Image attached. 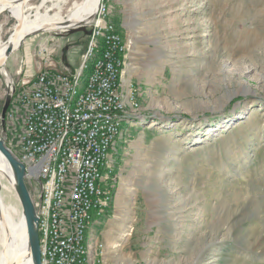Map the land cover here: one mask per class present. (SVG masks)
I'll return each instance as SVG.
<instances>
[{"label": "rangeland", "instance_id": "rangeland-1", "mask_svg": "<svg viewBox=\"0 0 264 264\" xmlns=\"http://www.w3.org/2000/svg\"><path fill=\"white\" fill-rule=\"evenodd\" d=\"M85 1L31 0L25 14L60 11L65 22ZM106 1L142 89L114 217H95L96 235L104 227L111 234L108 246L100 239L105 264H264V0ZM17 25L0 15V48ZM84 30L91 27L35 33L0 67V135L8 86L12 108L40 72H78L89 39L77 47L72 40ZM43 45L53 52L47 65L37 53ZM22 118L14 126L5 118L14 152ZM122 147L118 141L115 152ZM0 179L2 202L22 219L16 192ZM30 191L38 197L35 185Z\"/></svg>", "mask_w": 264, "mask_h": 264}, {"label": "built area", "instance_id": "built-area-1", "mask_svg": "<svg viewBox=\"0 0 264 264\" xmlns=\"http://www.w3.org/2000/svg\"><path fill=\"white\" fill-rule=\"evenodd\" d=\"M112 14L109 1L101 0L78 72H40L6 114L11 126L23 115L15 153L38 188L42 264H105L95 217L114 206L118 177L112 153L123 123L132 122L128 106L139 107L134 91L128 101L120 91L130 43ZM37 53L45 65L51 63L48 46ZM36 180L42 181V195Z\"/></svg>", "mask_w": 264, "mask_h": 264}, {"label": "bare ground", "instance_id": "bare-ground-1", "mask_svg": "<svg viewBox=\"0 0 264 264\" xmlns=\"http://www.w3.org/2000/svg\"><path fill=\"white\" fill-rule=\"evenodd\" d=\"M31 0H26L23 3H17V0H3V4L0 6V15L7 11L10 13V16L14 17L18 21V25L15 28L14 34L11 35L9 40L11 39V44L14 45L15 48L19 46L23 37L26 34L32 33L34 31L40 29H48V30H57L63 27L62 24L69 23L72 27L74 24H79L91 19L98 7L101 3V0H86L82 5L73 4V8L70 11V15L68 19L63 22V18L61 17L60 11L54 15H51L47 10L45 13H41L38 11L34 19H29L26 16L27 11V3ZM47 0H43V6ZM60 4V3H59ZM41 6L39 8H41ZM58 6V5H56ZM60 7V6H59ZM32 7H29V9ZM38 8V9H39ZM253 42L255 39L252 38ZM1 44V43H0ZM2 46V45H1ZM8 43L5 46L0 48V66L6 63L7 59L5 58V52L7 49ZM0 170L9 173L8 166L0 154ZM0 174H2L0 172ZM3 175V174H2ZM121 192L119 193V195ZM118 195V196H119ZM17 210L11 206H6L3 202L1 204V211H0V228L2 226L3 231H1V244L6 246L8 249V259L13 261L15 259H20L22 262L21 264H31V260H26L27 258V251H26V226L23 219L18 220L16 218ZM113 230V228H111ZM13 238L15 241V246L13 248L12 242L8 240V237ZM119 246H116L117 248ZM11 249V250H10ZM2 257L0 259V264H2Z\"/></svg>", "mask_w": 264, "mask_h": 264}, {"label": "water", "instance_id": "water-1", "mask_svg": "<svg viewBox=\"0 0 264 264\" xmlns=\"http://www.w3.org/2000/svg\"><path fill=\"white\" fill-rule=\"evenodd\" d=\"M26 0H17V3H23ZM3 0H0V6L3 4ZM100 6V4H99ZM99 8V7H98ZM98 11V9H97ZM97 11L95 15L82 23L79 24H74L72 27H69V23H64L62 24L63 28H60L59 30L62 33H68V34H74L77 31H74L76 29H79L81 27H84L85 25H89L91 27V23L96 19L97 17ZM71 29H73L71 31ZM52 32V30L48 29H40L37 31H34L32 33L26 34L21 43L17 48L14 47V45L11 44V39L8 41V46L5 52V58L8 59L15 51H17L22 43L31 35L38 33V32ZM71 31V32H70ZM85 31V30H84ZM14 34V33H13ZM64 55V53H63ZM64 61V59H63ZM3 64L2 66H4ZM0 66V67H2ZM47 68V67H46ZM7 75V73H6ZM13 83V82H12ZM11 83V84H12ZM9 87V95L7 97L6 103L2 109V127L3 131L0 135V154L4 158L7 166H8V171L9 173H6L2 170L0 172L3 174V176L7 179L9 184L12 186L14 191L17 194V197L19 199L20 205H21V217L25 222L26 226V251H27V258L26 260H31V264H42L41 262V246H40V238H39V230H38V224H39V215L37 212V206L35 199L30 191V186H32V181L28 177V174L26 172V166L24 163L19 159V157L16 155L14 151H12L8 146H7V141H8V134H7V123H6V114L11 106V102L13 100L14 94H15V85L14 83ZM36 183L40 187L41 195L43 191V185L41 180H36ZM3 189L2 181L0 179V211H1V204H2V196H1V191ZM1 231H3L2 226H1ZM8 240L12 242L13 248L15 246V241L13 238L10 236L8 237ZM11 250V249H10ZM8 249L6 246H3V252L1 254V257L3 258L1 262L2 264H21L20 259H15L13 261H10L8 259ZM8 253V254H7ZM0 257V259H1ZM28 264V263H25Z\"/></svg>", "mask_w": 264, "mask_h": 264}, {"label": "crops", "instance_id": "crops-1", "mask_svg": "<svg viewBox=\"0 0 264 264\" xmlns=\"http://www.w3.org/2000/svg\"><path fill=\"white\" fill-rule=\"evenodd\" d=\"M136 74H137V72H135L134 68H131V67L127 66L125 68V70H124V73H123L122 77H121V80H120V91H121V93L124 96L126 101H128L130 99V95H131V93L133 91L135 92L137 100L139 101V95H140V91H141L142 87H141L140 81H138L139 77L136 76ZM133 113H134V109L132 107L128 106V114H133ZM129 129H132V127H130V125H128L127 122H124L123 125H122L123 136L119 137V143L121 141L123 143V147L121 148L120 152L118 151L117 153L116 152L112 153V159H113V163H114V167H115V169H114L115 172L114 173L118 177L117 180L120 179V177L122 175V172H123V168H124V157H123V154L125 152L123 153V151L125 150L124 144L127 141V135L129 134L128 133ZM110 184L113 185L114 183L111 181ZM115 209H116V205L114 203V206L109 208L106 211L105 215H108L110 217V219L113 218ZM105 231L106 230H105V227H104L103 228V233H102L103 238H101V236H100V238L103 239V241H105V244L108 246V244H110V236H111V234L109 233L110 232L109 231L107 234L104 235Z\"/></svg>", "mask_w": 264, "mask_h": 264}, {"label": "flooded vegetation", "instance_id": "flooded-vegetation-1", "mask_svg": "<svg viewBox=\"0 0 264 264\" xmlns=\"http://www.w3.org/2000/svg\"><path fill=\"white\" fill-rule=\"evenodd\" d=\"M90 33H91V31L90 32L84 31L83 33H80L79 35H77V37L75 39L72 40V42L74 43V44L73 43L72 44L77 47L78 45L86 43L87 38L89 39ZM69 38H71V36ZM64 58H65V60H67V54H65Z\"/></svg>", "mask_w": 264, "mask_h": 264}]
</instances>
